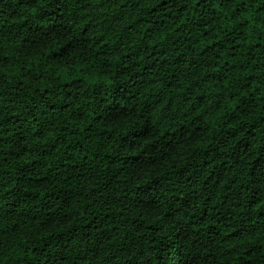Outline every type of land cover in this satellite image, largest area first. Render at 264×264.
I'll list each match as a JSON object with an SVG mask.
<instances>
[{
  "label": "trees",
  "instance_id": "1",
  "mask_svg": "<svg viewBox=\"0 0 264 264\" xmlns=\"http://www.w3.org/2000/svg\"><path fill=\"white\" fill-rule=\"evenodd\" d=\"M0 264H264V0H0Z\"/></svg>",
  "mask_w": 264,
  "mask_h": 264
}]
</instances>
